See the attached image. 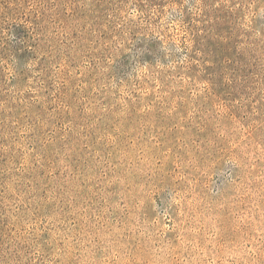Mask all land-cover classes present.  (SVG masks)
Segmentation results:
<instances>
[{"label":"rangeland","instance_id":"1","mask_svg":"<svg viewBox=\"0 0 264 264\" xmlns=\"http://www.w3.org/2000/svg\"><path fill=\"white\" fill-rule=\"evenodd\" d=\"M0 264H264V0H0Z\"/></svg>","mask_w":264,"mask_h":264}]
</instances>
